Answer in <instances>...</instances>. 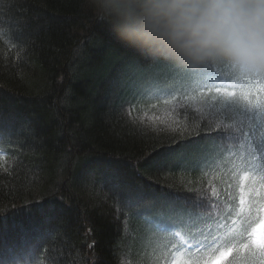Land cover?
Instances as JSON below:
<instances>
[{
	"label": "trees",
	"instance_id": "trees-1",
	"mask_svg": "<svg viewBox=\"0 0 264 264\" xmlns=\"http://www.w3.org/2000/svg\"><path fill=\"white\" fill-rule=\"evenodd\" d=\"M208 74L235 81L149 64L85 0H0V264L8 249L38 244L55 245L57 264H167L179 242L148 220L181 224L182 235L221 222L227 231L249 161L243 144L216 133L243 117L217 107L211 117L189 113L185 124L184 110L169 115L167 97L146 95L153 85L191 91ZM117 179L142 202L126 207ZM213 192L212 207L159 199L179 193L212 204Z\"/></svg>",
	"mask_w": 264,
	"mask_h": 264
},
{
	"label": "snow or ice",
	"instance_id": "snow-or-ice-1",
	"mask_svg": "<svg viewBox=\"0 0 264 264\" xmlns=\"http://www.w3.org/2000/svg\"><path fill=\"white\" fill-rule=\"evenodd\" d=\"M146 95L153 99L167 97L163 99V104L168 106L169 115L175 121L177 109L184 110L182 118L185 124L189 113L203 115L207 112L211 117L217 107L224 112L231 110L239 113L243 119H238L236 123L226 120L217 126L216 139L224 141L226 145L243 144L249 161L237 185V203L235 209L230 210L232 218L227 231H224L226 225L221 222L216 229H207L195 236L190 231L182 235L181 224L165 222L163 219L148 220L155 232L161 234L162 239L179 242L178 247L172 246V259L167 261V264H213L220 257L227 258L228 264H234L238 255L260 256L258 264H264V168L259 165L261 156H264V80L235 77L233 83H228L208 74L204 81L194 80L191 91L181 94L175 92L172 87L153 85ZM152 107L157 105L152 104ZM147 115L145 113V116ZM12 116L13 114L9 113L7 119ZM2 119L5 118L0 114V120ZM205 123H208L207 119ZM27 130L29 129L26 125L21 126V133ZM4 131L5 129L0 128V134ZM209 159L205 158L201 163L208 164ZM0 167L3 165L0 164ZM112 187L126 207L142 202L139 196L126 190L120 179L114 181ZM228 198H233L230 191ZM159 199L169 204L173 201H185L198 208L212 207L217 202L215 192L212 204L205 198L197 200L195 196L188 197L179 193L162 195ZM45 257L47 264H57L55 245H32L21 251L8 249L7 260L3 264H43Z\"/></svg>",
	"mask_w": 264,
	"mask_h": 264
},
{
	"label": "clouds",
	"instance_id": "clouds-1",
	"mask_svg": "<svg viewBox=\"0 0 264 264\" xmlns=\"http://www.w3.org/2000/svg\"><path fill=\"white\" fill-rule=\"evenodd\" d=\"M149 64L264 80V0H85Z\"/></svg>",
	"mask_w": 264,
	"mask_h": 264
},
{
	"label": "rangeland",
	"instance_id": "rangeland-1",
	"mask_svg": "<svg viewBox=\"0 0 264 264\" xmlns=\"http://www.w3.org/2000/svg\"><path fill=\"white\" fill-rule=\"evenodd\" d=\"M259 215L257 216V222H259ZM226 259L225 257H220L218 260L214 261L213 264H220L222 260ZM254 262H258L261 260L260 256H253ZM234 264H253L246 256L238 255L235 259Z\"/></svg>",
	"mask_w": 264,
	"mask_h": 264
}]
</instances>
